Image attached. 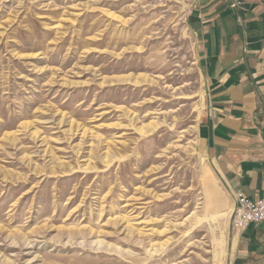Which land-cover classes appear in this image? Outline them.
Returning a JSON list of instances; mask_svg holds the SVG:
<instances>
[{"label":"rangeland","instance_id":"obj_1","mask_svg":"<svg viewBox=\"0 0 264 264\" xmlns=\"http://www.w3.org/2000/svg\"><path fill=\"white\" fill-rule=\"evenodd\" d=\"M190 4L0 0V264L230 263Z\"/></svg>","mask_w":264,"mask_h":264},{"label":"crops","instance_id":"obj_2","mask_svg":"<svg viewBox=\"0 0 264 264\" xmlns=\"http://www.w3.org/2000/svg\"><path fill=\"white\" fill-rule=\"evenodd\" d=\"M186 26L205 86L196 140L212 214L231 229L237 197L264 198V0H191ZM229 264H264V223L231 229Z\"/></svg>","mask_w":264,"mask_h":264},{"label":"built area","instance_id":"obj_3","mask_svg":"<svg viewBox=\"0 0 264 264\" xmlns=\"http://www.w3.org/2000/svg\"><path fill=\"white\" fill-rule=\"evenodd\" d=\"M260 223H264V198L254 201L239 195L232 213L231 229L240 232Z\"/></svg>","mask_w":264,"mask_h":264},{"label":"bare ground","instance_id":"obj_4","mask_svg":"<svg viewBox=\"0 0 264 264\" xmlns=\"http://www.w3.org/2000/svg\"><path fill=\"white\" fill-rule=\"evenodd\" d=\"M23 247V246H22ZM30 249V248H29Z\"/></svg>","mask_w":264,"mask_h":264}]
</instances>
